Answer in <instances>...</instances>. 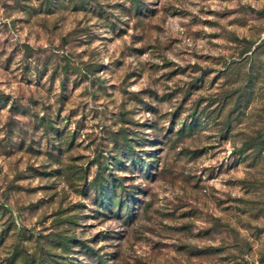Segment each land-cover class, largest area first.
Instances as JSON below:
<instances>
[{
    "label": "rangeland",
    "instance_id": "obj_1",
    "mask_svg": "<svg viewBox=\"0 0 264 264\" xmlns=\"http://www.w3.org/2000/svg\"><path fill=\"white\" fill-rule=\"evenodd\" d=\"M263 37L264 0H0V264H264V157L205 109Z\"/></svg>",
    "mask_w": 264,
    "mask_h": 264
},
{
    "label": "trees",
    "instance_id": "obj_2",
    "mask_svg": "<svg viewBox=\"0 0 264 264\" xmlns=\"http://www.w3.org/2000/svg\"><path fill=\"white\" fill-rule=\"evenodd\" d=\"M227 71L233 79L205 107L206 112L211 114L213 104L221 105V115L213 119L220 125L223 139H234L233 154L264 157V37L252 49H242Z\"/></svg>",
    "mask_w": 264,
    "mask_h": 264
}]
</instances>
